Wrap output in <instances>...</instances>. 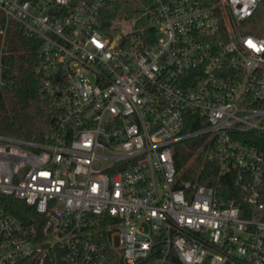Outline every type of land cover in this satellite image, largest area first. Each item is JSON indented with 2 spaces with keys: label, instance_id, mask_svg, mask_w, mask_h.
<instances>
[{
  "label": "built area",
  "instance_id": "2783aa9c",
  "mask_svg": "<svg viewBox=\"0 0 264 264\" xmlns=\"http://www.w3.org/2000/svg\"><path fill=\"white\" fill-rule=\"evenodd\" d=\"M260 1L141 0L117 33L104 0H0L40 41L54 111L40 139L0 132V264H264V38L243 31ZM192 138L232 196L184 177Z\"/></svg>",
  "mask_w": 264,
  "mask_h": 264
},
{
  "label": "trees",
  "instance_id": "16d2710c",
  "mask_svg": "<svg viewBox=\"0 0 264 264\" xmlns=\"http://www.w3.org/2000/svg\"><path fill=\"white\" fill-rule=\"evenodd\" d=\"M141 12V0H104L101 16L105 24L110 26L113 19H132ZM243 31L264 38V0L259 2L252 16L244 21ZM39 46L40 41L36 36L26 34L19 22L8 21L0 9V132L2 133L40 139L43 132L52 124L54 111L50 102L41 95L38 76L34 71ZM13 102L16 105H12ZM2 107H9L11 114L2 111ZM195 116L197 118V113L191 114V117ZM200 125L201 122L198 121L190 124L189 128L194 129ZM192 139L181 141L176 147L177 166L183 169L187 164L184 177L217 185L218 189L228 191L225 195L232 196L229 191L230 185L227 186L231 182L225 180L223 186L217 184L216 165L200 153L202 138ZM183 142L187 147L180 146ZM194 152L197 155L188 162ZM10 209L25 221L36 215L35 209L22 200L13 201ZM112 259L114 264H126L117 253H113ZM135 264H150V260L140 259Z\"/></svg>",
  "mask_w": 264,
  "mask_h": 264
},
{
  "label": "rangeland",
  "instance_id": "374dc122",
  "mask_svg": "<svg viewBox=\"0 0 264 264\" xmlns=\"http://www.w3.org/2000/svg\"><path fill=\"white\" fill-rule=\"evenodd\" d=\"M132 19H113V21H112V29L115 32H117V33H125V32H127V31H129L131 29V27L133 25ZM3 105L5 106V103ZM12 105H16V103L13 102ZM1 109H3L2 111H5V112H8V113L11 114V112H9V107H7V108L6 107L5 108L2 107ZM15 110L17 111V109H15ZM195 139H197V138H194L192 140H195ZM182 145H183V147H187L186 144H185V142H183L182 144H180V146H182ZM198 152H199V150H198ZM196 155H197V153L194 152L193 155L191 156V158L188 160V162L192 161V159ZM186 166H187V164L185 165V167ZM185 167L183 168V172L185 170ZM115 243L117 245L119 244V237L118 236L115 238Z\"/></svg>",
  "mask_w": 264,
  "mask_h": 264
}]
</instances>
